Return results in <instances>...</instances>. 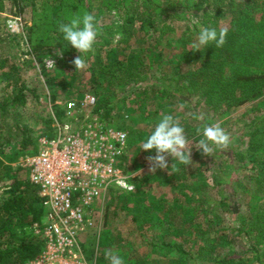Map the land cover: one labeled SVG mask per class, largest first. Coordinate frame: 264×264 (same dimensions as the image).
<instances>
[{"label":"rangeland","instance_id":"1","mask_svg":"<svg viewBox=\"0 0 264 264\" xmlns=\"http://www.w3.org/2000/svg\"><path fill=\"white\" fill-rule=\"evenodd\" d=\"M137 1L140 3L147 1L153 8H155L154 5H159V0ZM178 1L180 0H173V4H178ZM249 1L258 4L257 0H223V3L220 1L217 4L216 0H211L210 4L202 8L203 11L187 9L186 14L191 22L196 23L195 20L199 16L206 18L205 14L209 13L213 15L212 23L218 25V30L230 27L232 22L231 28H233L235 19L240 17V12L246 8L245 5ZM26 3L28 2L25 0H0V55H5V60H7V62H0V125L3 126L0 128V137L5 138L8 134H11L16 141L15 133L19 124H22L20 126L23 127L28 126L31 130H43L45 129V124H39L38 120L44 117L46 112L55 114L52 111L54 104L59 108H64L68 102L80 104L86 94L93 95L97 99L94 116L101 119L100 116L105 113L102 105L104 106V103L109 104L110 111H112L113 116L115 115L110 127L116 128L118 126L117 129L125 130L129 137L127 152H125L126 154L124 153V157L122 156L119 159L118 167L121 170V176L125 184H135V190L128 191L124 185L115 184L112 187L113 189L111 188L106 195L102 204L97 206L94 213L97 227L85 232L81 243L82 251L88 263L109 264V261L105 258V252L111 250L122 257L125 264H168V252L166 250L159 251V240L164 236L161 229L162 226L159 222H155L150 227L143 229L135 219L136 216L140 215L143 218L144 210L152 207V201L162 200L166 204L178 202L180 206L179 219L183 218L185 215L184 208H187L191 218L195 219L192 220L193 222H187L183 219V225H194L195 222H201L206 228L205 225L208 220H212L216 227L205 229L206 232H210L209 236L206 235L207 239H212L213 236L211 235L215 233L217 234L214 236L217 238L227 235V237L229 236L232 239L229 241L231 244L228 248L218 247L215 253L212 252L213 257L229 254L234 257H240L244 264H264V238H255L257 236L256 231L250 232L248 227L251 221L254 224L257 210L264 207V202L261 203L255 195L258 189H264V153L262 151L250 152L249 148H247L249 140L255 138L254 135L257 131L263 133L260 139L264 140V127L259 122L261 116H264V89L263 94L259 98L248 102L234 112L215 119L214 122L221 123V126L230 133L232 144L228 150L214 147L213 156L206 155V158L200 162L199 150L195 147L199 137L196 132L206 122L204 119H196L195 111L192 108H200L199 111L203 115L209 112L204 107L205 97L203 93L199 90L194 91L196 94L182 91L181 98H183V101H180L179 97H171V93L167 91H159V93H151L156 95V99L153 101L139 96L133 102L129 93L137 87L134 82L127 81L122 84L106 83L102 87H98V91L92 90V84H89L92 73L87 69L90 65L87 64L86 69L79 71L77 69L73 71L64 70L62 69L63 56L59 52L46 55L43 63H39L35 57L27 54L30 51V46L27 42L26 24L28 23L26 21L31 23V17H29L30 4L26 6V9H23V5H26ZM217 6H219V9H217ZM158 12L160 13L159 9L155 11V13ZM156 17L158 16L156 15ZM121 19V15L112 11L107 14L101 13L98 22L99 25H114L117 27L121 24L119 22ZM183 19L188 22L186 18ZM182 24L188 26V23H184V21ZM107 34L106 32V36L112 38L114 45H119V49L124 48L123 44H119L120 38L116 28L112 30L110 36ZM189 36L191 37L192 35L190 34ZM12 37H15V40ZM176 37H178L176 33L169 32L167 38L159 43L158 36L156 37L157 39H153L155 45H144L141 41L142 36H139V34L131 40L129 43L131 49L137 51L145 50L141 55L145 65L143 70H141L140 78L146 79L149 78V75L152 77L155 74L159 79L163 78L164 81L169 79L177 80L178 89L187 86L183 77L190 76L196 68L208 61L209 57L208 54H205L203 58L199 57L198 62H193L188 56L194 52L200 53L203 49L200 51L191 49V44L197 40L198 36H195L190 41L187 55L184 54V49L175 43L176 40L174 38ZM169 40L173 41L172 45H166ZM103 45V41L98 37L94 46L95 50L102 49ZM161 47L164 48L163 53L160 54L163 61H160L161 59L159 58V63H157L158 60L152 56L158 53L157 48L160 49ZM261 47L264 50V46L261 45ZM258 62V65L264 68V59ZM12 66L18 68V75L25 81L27 88L24 92L26 104L22 108L20 106L15 108L13 104H7L9 99H13L18 94V89L15 86L8 85L9 82L3 75L6 72L9 73L8 71ZM43 69L46 72H43ZM72 72L76 75L73 83L71 81ZM56 74H66L69 77H66L65 80L61 76L58 77L57 80L63 83L60 85L55 83L54 87L49 88L47 84L48 82L50 83L51 78ZM172 88L175 89L176 86L173 85ZM136 93H139V90ZM53 95L56 96L55 103L50 101V96ZM121 98H126V102L122 103L120 101ZM159 102L163 106H159ZM2 105L5 106L4 109H2ZM141 106H144L147 110L140 112L139 108ZM158 106L159 119L162 114H172L180 120L181 125L185 128L186 135L190 140L189 147H192V164L186 166L179 164L178 161H173L172 158H168L167 169L157 168L155 172L151 171L153 165L148 157L155 156L156 151L154 149L149 151L142 150V143L147 139L143 131L152 129L151 127L153 126L149 125L148 120L153 116L158 117L154 115V112L158 110ZM100 107L102 110L98 112ZM119 107H123L121 109L123 117L118 115ZM75 112L77 113L76 115L74 113L68 114L66 118H54V136L56 135L57 123H71L70 118L79 115L77 111ZM141 113L147 114V121L140 122L139 126L134 130L133 128L129 129L130 120L135 116L141 115ZM215 114L219 113L215 112ZM77 119L82 122L85 119V114L73 119V122ZM147 133H149L148 136L151 134L149 131ZM52 138L46 135L39 136L38 142L33 146L34 152L40 149L43 141L51 140ZM32 139L33 141L35 140V135L33 134ZM24 160L25 158H20L18 164L22 166ZM173 163L177 165L179 171H183L182 182L178 184H176V180L173 177L179 174V171L171 169ZM203 163L205 169L211 167L213 171H216L215 176L220 181L227 179V184L211 188L207 185L208 182L202 179L201 188H196L195 184L201 181L199 171ZM221 173L224 176L220 177L221 175H217ZM187 176L188 178H186ZM249 179L254 182H256V179H260L263 183L260 186L256 183L251 185L249 184ZM145 182L148 184L147 187L142 186ZM239 183L244 186L246 191L240 188ZM188 196H192V201H189ZM137 200L141 203L142 208L139 206L135 208L136 203H139ZM196 200H199L201 204L204 202L205 204H211L214 207L212 211L215 217L207 216L204 210L202 212V207L197 205ZM222 200L227 202L228 209L218 207L219 202ZM139 211V214L134 213ZM139 218L141 219V217ZM173 219L178 224L181 223L180 220ZM33 231L39 236L37 226L33 227ZM206 246L202 245V247ZM198 256L202 259H208L204 253ZM208 260L211 262V259Z\"/></svg>","mask_w":264,"mask_h":264},{"label":"trees","instance_id":"2","mask_svg":"<svg viewBox=\"0 0 264 264\" xmlns=\"http://www.w3.org/2000/svg\"><path fill=\"white\" fill-rule=\"evenodd\" d=\"M25 1L28 3L23 5V9H26L29 4L31 8H29L31 23L26 21L28 23L26 24L27 42L30 46V51L27 54L35 57L39 63H43L46 55L59 52L63 56L62 69L64 70H76L73 60L79 53L67 41L63 40L62 33L58 30L59 23L67 22L68 17L75 14L82 15L84 12L93 14L97 20H99L101 13L107 14L113 11L121 15L122 19L119 20L121 24L117 27L100 24L102 34L99 38L104 43L103 48L84 56L87 64L90 65L87 68L92 73L89 84H92V90L94 91H98V87H102L106 83L122 84L127 81L134 82L137 87L129 93L130 99L134 102L139 96L153 101L156 99V95L151 93H159V91H167L171 93V97H179V100L183 101V98H181L182 91L196 94L194 91L199 90L205 97L204 107L209 112L203 115L199 111L200 108L193 107L192 109L196 115H203L205 122L209 124L219 117L234 112L263 94L264 68L258 65V61L264 59V50L261 47V45L264 46V0H257L258 4L249 1L245 5L246 8L240 12V17L235 19L234 27L231 28L232 22L231 26L226 28L228 30L227 42L223 47L217 48L212 43L204 46L200 53L194 52L188 56L193 62H198L199 57L203 58L205 54H208L209 60L196 68L190 76L183 77L187 86L179 89L177 80L174 79L164 81L163 78L159 79L155 74L152 77L149 75V78L146 79L140 78L141 70H143L145 65L141 55L145 50L137 51L131 49L129 43L139 34V36H142L141 41L144 45H155L154 38L159 36V43H161L162 40L167 38L169 32H174L178 35V37L174 38L176 40L175 43L183 48L184 54L187 55L188 45L195 36H198L201 27H213L219 31L217 29L218 25L212 23L213 15L206 13V18L199 16L195 20L196 23H194L190 21L186 14L187 9L202 10L203 7L210 4L211 0H180L178 4H173V0H159V5H154L155 8L147 1L140 3L137 0ZM220 1L223 3V0H216V4ZM218 7L217 9H219ZM157 9L160 10V13H155ZM183 18H186L188 22ZM183 21L188 23V26H184L182 24ZM115 28L120 38L119 44L124 45L122 49L118 48L119 45L113 44L111 37L106 36V32L110 36ZM190 34L192 35L191 37L189 36ZM13 39L15 40V37ZM168 44L172 45L173 41H167L166 45ZM163 49L162 47L160 49L157 48L158 53L152 56L158 60L157 63H159V58L161 59L160 61H163L160 56L163 53ZM0 59H2L0 62H7L5 55L1 54ZM8 72L3 75L9 82L8 85L15 86L18 89V94L13 99H9L7 104H13L15 108L16 106L22 108L26 104L24 92L27 88L25 81L18 75V68L12 66ZM43 72H46V70L43 69ZM71 74L73 75L71 78L73 83L76 75L74 72ZM60 76L64 80L69 77L66 74H56L51 78L50 83L48 82L47 86L52 88L55 83L56 85L63 83L57 80ZM173 85L176 86L175 89L172 88ZM138 90L139 93H136ZM125 99L121 98L120 101L124 103L127 100ZM55 100V95L50 96L51 103H55ZM104 104L102 108L105 109V113L100 116V120L105 126H111L115 115L113 116L112 111H110L109 104ZM159 106H163L162 103L159 102ZM159 106L158 110L154 112V115L158 117L153 116L148 120L149 125L153 126L151 130H147L151 133L159 121ZM123 107L118 108L117 112H119L118 115L120 116H122L121 109ZM4 108L5 106L2 109ZM139 109L140 112L147 110L144 106ZM100 110H102L101 107L98 112ZM52 111L55 114L43 112L45 116L38 120L39 124H45V129L35 131L29 129L28 126L23 127L20 126L22 124H19L17 127L18 133H15L16 141L11 134H8L5 138L0 137V264H26L37 257L43 250L44 246L40 236H37L33 231V227L40 226L44 218L45 212L42 206V197L40 196L39 188L30 181L28 169L18 163L20 158H26L37 153V151L34 152L33 146L38 142L39 136L46 135L50 138L54 136V118L61 119L66 118L68 114H77L75 111L69 113L67 106L59 108L55 104ZM215 112L219 114H215ZM78 117H81V115L72 117L70 120L73 122V119ZM147 119V114L141 113V115L135 116L130 120L128 128H133L134 130L139 126L140 122H146ZM259 122L264 127V116H261ZM2 127L0 125V128ZM147 131H143L146 137L149 134ZM32 134L35 135L34 141ZM262 135V132L257 131L254 135L255 138L249 140L247 148H249L250 152L262 151L264 153V140L260 139ZM200 138L199 136L197 140ZM12 146L14 147L12 148ZM198 153L201 157L200 162H202L206 155L202 154L201 150ZM168 158L172 157L168 156ZM182 172V170L179 171V174L173 177L176 180V184L182 182ZM199 172L201 181L195 184L198 189L202 186V179L207 181V185L211 188L227 184V179L220 181L215 176L216 171H213L211 167L205 169L204 163L201 165ZM217 175H221L220 177L224 176L223 173ZM252 183L260 186L263 182L260 179H256V182L249 179V184L252 185ZM142 186L147 187L148 184L145 182ZM239 186L245 190L242 184L239 183ZM263 190V188H260L255 194L261 203L264 202ZM188 197L189 201H192V196ZM137 202L139 201L137 200ZM196 203L202 207V212L204 210L207 216L215 217L212 211L214 207L211 204H205V202L201 204L199 200H196ZM140 204V202L136 203L135 208L137 206L142 208ZM177 204L178 202L166 204L162 200L152 201V207L144 210L143 218L141 215L135 217L136 222L143 229L150 227L155 222H159L162 226L161 229L164 236L159 240V251L166 250L168 252V264H244L240 257H234L229 254L213 257L212 252L215 253L218 247L228 248L231 244L229 241L232 239L229 236L227 237V235L217 238L214 236L217 233L211 235L213 236L212 239H207L206 235L209 236L210 232H206L205 229L216 227L212 220H208L205 225L206 228L201 222H195V224L193 223L194 225H183V219L190 222L195 218L192 219L190 212L187 208H184L185 215L182 219H179L180 206ZM218 207L228 209V204L225 200H222L219 202ZM134 213L139 214L140 211ZM173 218L180 220L181 223L178 224ZM254 218V224L252 221L248 224L250 232L256 231L257 236L255 238H264V207L257 210ZM202 245L207 246L202 247ZM202 253L208 259H211V262L198 256ZM196 254L198 255L196 256Z\"/></svg>","mask_w":264,"mask_h":264},{"label":"built area","instance_id":"3","mask_svg":"<svg viewBox=\"0 0 264 264\" xmlns=\"http://www.w3.org/2000/svg\"><path fill=\"white\" fill-rule=\"evenodd\" d=\"M66 105L69 113L77 111L85 119L57 123L54 138L43 141L22 164L39 188L45 212L37 225L43 250L27 264H89L82 237L96 229L94 213L110 189L125 185L118 166L128 149V133L105 126L94 116L93 95L86 94L80 104Z\"/></svg>","mask_w":264,"mask_h":264},{"label":"clouds","instance_id":"4","mask_svg":"<svg viewBox=\"0 0 264 264\" xmlns=\"http://www.w3.org/2000/svg\"><path fill=\"white\" fill-rule=\"evenodd\" d=\"M58 30L62 33L63 40L80 53L73 60L77 71L86 69L88 65L84 56L88 53H94V46L102 34L97 18L89 12H84L82 15L75 14L68 17L67 22L59 23ZM227 35L228 30L226 28H221L218 32L213 27H201L197 40L191 44V49L200 51L204 46L212 43L217 48H221L227 42ZM195 118L204 119L203 115H196ZM196 134L201 138L195 147L207 156H213L214 147L228 150L232 144L230 133L219 122L203 124L201 128L197 129ZM189 144V137L186 135L180 120L172 114H162L152 133L142 143V150L154 149L156 151L155 156L148 157L153 165L151 171L155 172L157 168H168V156H171L173 161H178L179 164L186 166L192 164V147L190 148ZM171 169L179 171L175 163L172 164ZM124 187L128 191L135 190V184H125ZM105 258L109 264H125L124 259L111 250L105 252Z\"/></svg>","mask_w":264,"mask_h":264}]
</instances>
